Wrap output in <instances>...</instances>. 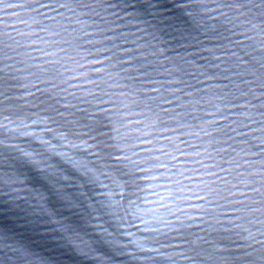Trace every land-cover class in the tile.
Returning <instances> with one entry per match:
<instances>
[{
  "label": "snow or ice",
  "instance_id": "snow-or-ice-1",
  "mask_svg": "<svg viewBox=\"0 0 264 264\" xmlns=\"http://www.w3.org/2000/svg\"><path fill=\"white\" fill-rule=\"evenodd\" d=\"M0 264H264V0H0Z\"/></svg>",
  "mask_w": 264,
  "mask_h": 264
},
{
  "label": "water",
  "instance_id": "water-1",
  "mask_svg": "<svg viewBox=\"0 0 264 264\" xmlns=\"http://www.w3.org/2000/svg\"><path fill=\"white\" fill-rule=\"evenodd\" d=\"M149 199H151V197H149Z\"/></svg>",
  "mask_w": 264,
  "mask_h": 264
}]
</instances>
